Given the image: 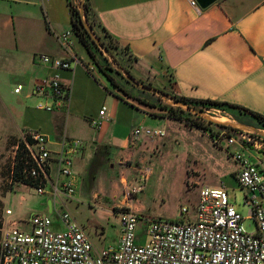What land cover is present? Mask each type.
I'll return each instance as SVG.
<instances>
[{
    "label": "crops",
    "instance_id": "obj_1",
    "mask_svg": "<svg viewBox=\"0 0 264 264\" xmlns=\"http://www.w3.org/2000/svg\"><path fill=\"white\" fill-rule=\"evenodd\" d=\"M73 1L76 5L83 3V0ZM84 2L96 33L105 37L109 34L125 48L126 53L122 52L121 57L136 79L172 95L229 102L264 115V0H216L206 8L199 4L193 6L190 0ZM67 31H71L70 45L65 48L61 37ZM0 54L4 56L0 60V78L5 77L0 87L8 78L4 74L10 77L8 84L13 90L18 84L24 85L23 92H13L21 100L15 109L20 120L31 111L30 104H37L38 108L40 103L52 105L54 102L50 96L32 93L36 82L55 73L40 56L47 54L71 62V69L59 70L62 81L70 88L69 107L47 112V118L38 126L52 141V178L58 176L57 143L63 138L82 140L83 145L74 156L76 191L82 181H88L97 148H104L105 157L100 162L105 164L118 156L131 157L149 138L164 139L168 134L167 125L173 121L195 127L169 115L162 105L172 104L163 93L152 92V96H146L143 93L151 92L139 89L140 95L117 78L118 86L114 85L99 66L105 53H96L93 59L73 31L68 0H0ZM76 58L81 63L76 64ZM103 89L109 90L108 94ZM96 91L101 97L99 111L88 117L87 102L90 93ZM103 106H107L108 120L101 128L92 126L91 121L99 118ZM23 126L19 128L22 136L24 132L34 131L30 123L23 122ZM205 126V132L212 139L215 126ZM137 127L161 128L166 135L134 137ZM244 152L255 161L261 155L255 150L244 149ZM45 195H48L45 212L50 213V199V214L61 208L52 195ZM74 196L67 203H72ZM122 202V206L116 207L118 211L112 207L109 213L119 215L127 198ZM80 225L90 237L94 253L105 248L96 239L106 233L104 227L100 235L95 231V237L90 229Z\"/></svg>",
    "mask_w": 264,
    "mask_h": 264
},
{
    "label": "built area",
    "instance_id": "obj_2",
    "mask_svg": "<svg viewBox=\"0 0 264 264\" xmlns=\"http://www.w3.org/2000/svg\"><path fill=\"white\" fill-rule=\"evenodd\" d=\"M190 3L198 5L196 0H190ZM70 36L71 31H67L61 37L65 48L70 45ZM40 60L55 69V73L36 82L32 93L50 96L54 102L52 105L40 103L38 108L54 111L69 107L70 88L62 81L59 70L71 69V62L47 54L41 55ZM78 63L81 61L76 58ZM14 90L21 93L24 85L18 84ZM202 112L231 116L216 108H204ZM106 114L107 106H103L99 118L91 121L92 126L101 128L108 120ZM210 125H215L213 141L226 143L225 151L239 165L236 180L247 191L245 204L250 206L249 217L257 224L255 232H248L244 227L245 219L231 203L226 186H204L199 190L195 218L148 219L145 243L141 242L137 232L142 218L134 206L126 202L119 211L120 238L117 245L96 254L90 237L64 205V201L76 193L74 156L82 147V140L63 138L57 143L58 176L52 178L51 139L41 132L27 131L22 136L29 156L24 169L31 180L27 186L39 194L52 195L53 201L61 205V208L56 207V212L62 227L55 228L52 214L37 212L31 216L30 229L14 225L2 229L0 264H264V136L225 125ZM141 134L163 137L166 131L149 127L134 129V137ZM28 138L33 141L29 142ZM244 149L255 150L261 155L255 161ZM148 175L147 172L143 180ZM188 212L187 206L182 207L181 214L186 216ZM5 213L9 216L13 211L7 209Z\"/></svg>",
    "mask_w": 264,
    "mask_h": 264
},
{
    "label": "rangeland",
    "instance_id": "obj_3",
    "mask_svg": "<svg viewBox=\"0 0 264 264\" xmlns=\"http://www.w3.org/2000/svg\"><path fill=\"white\" fill-rule=\"evenodd\" d=\"M107 56L105 53L104 58L110 66L112 63L117 66L114 60ZM3 57V54H0V60ZM3 76L8 78L0 87V232L12 225L30 229L29 221L32 214L45 212L47 209L48 195L39 194L22 180H15L14 170L17 164V147L23 140L20 130L24 128L23 122L27 125L30 123V129L40 132L38 123L46 119V114H49L47 112H50L41 111L37 104H30L31 111H27L25 119L20 120V115L15 110L21 103L20 97L13 93V86L8 84L10 79L8 74ZM4 78H0V81ZM117 79L128 89L142 95L139 89L137 91L136 87L121 77L117 76ZM103 91L104 94H108L109 90ZM143 94L152 96V92ZM100 99L97 91L90 93L87 102L88 117L95 110L99 111ZM226 115L216 113L208 116L217 118L218 122L226 120L224 118L240 122L234 115ZM205 124L212 126L210 123ZM167 128L168 134L164 139L149 138L145 140V145L140 142V149L131 157L118 156L102 164L100 161L105 157L103 155L105 150L97 148L89 168L88 181L80 183L72 203L64 201L65 208L80 224L90 229L95 237L96 232L100 235L101 227L105 228L106 233L101 239L96 238L101 248L117 245L120 217L117 213L109 211L112 207L118 211L116 207L123 205V199L127 198L139 212L142 221L137 232L141 242L145 243L148 239L146 235L148 219L195 218L199 190L204 186H226L231 203L245 219L243 225L246 230L248 232L257 230L255 220L249 217L250 206L245 204L247 191L240 187L235 178L239 166L225 151L226 143L215 144L205 130L178 121L169 123ZM150 170L152 172L148 179L143 180ZM184 206L189 209L186 216L181 214ZM7 209H11L13 214L6 215ZM58 214L55 211L52 213V218L56 221L55 228L62 227Z\"/></svg>",
    "mask_w": 264,
    "mask_h": 264
},
{
    "label": "trees",
    "instance_id": "obj_4",
    "mask_svg": "<svg viewBox=\"0 0 264 264\" xmlns=\"http://www.w3.org/2000/svg\"><path fill=\"white\" fill-rule=\"evenodd\" d=\"M68 4L70 6L71 13H72L73 31L79 36L80 40L82 41L86 49L89 51L91 57L93 59H96V55H97L96 53H101L100 48L92 40L89 32L85 28L83 19L81 17L78 7L73 3L72 0H68ZM85 10L87 14V19L95 31L94 23L91 21V18L89 16V9L87 6V2L85 3ZM97 35L100 38L104 47H106L108 52L114 58V61L124 66L131 73L127 65L123 62V58L121 57L122 52L126 53L125 48H121L119 44L109 36V34H106V37L101 36L99 34ZM104 59L106 60V58L103 57L102 58L103 62L102 64H99V66L114 85L118 86L117 80H116L117 76L121 77V79H124L127 83L131 84L117 70H115L112 66H110L107 60L105 62ZM164 94L168 98L173 99L174 101L186 104L189 107L195 109L196 111H203L204 108L222 109V110L233 113L235 118L239 120L240 122L251 124V125L255 124L256 127L264 129V115L256 111L250 110L249 108H246L244 106H240V105H236V104H232V103L224 102V101L210 100V99H205V100L204 99H190L184 96L172 95L166 92H164ZM162 107L168 110V113L171 117L184 120L188 124L198 127L200 129L206 130L205 123L212 124L211 122H208L205 119L193 114L191 111H187L181 108L180 106H172V105L164 104L162 105ZM28 141L32 142L33 140L31 138H28ZM28 160H29V156L27 155L26 150L24 149V142L21 141L19 143V148L17 150V164L14 170V173H15L14 178L15 180L16 179L22 180L26 184L31 183V180L24 173V169L26 165L25 162ZM30 165H32V162H30Z\"/></svg>",
    "mask_w": 264,
    "mask_h": 264
},
{
    "label": "water",
    "instance_id": "obj_5",
    "mask_svg": "<svg viewBox=\"0 0 264 264\" xmlns=\"http://www.w3.org/2000/svg\"><path fill=\"white\" fill-rule=\"evenodd\" d=\"M196 1L202 8H206L209 5H211L212 3H214L216 0H196ZM78 9H79L81 17L83 19L84 26L87 29V31L89 32L92 40L97 44V46L100 48V50L102 52L104 51L105 53L108 54V56H107L108 58L111 57L114 60L112 55L108 52L106 47H104V45L102 44L100 38L98 37V35L94 31L93 27L90 25V23L87 19L84 0H83L82 4L78 5ZM114 62L116 63L117 66H115L111 62L113 68L116 69L134 87H136L140 90H143V91H149V92H153V93H163L164 94V92L161 91L160 89L153 87L151 85L145 84L144 82H141L140 80L136 79L124 66L118 64L116 61H114ZM170 103L174 106H180L181 108H183L187 111H191L193 114H195V115H197V116H199L205 120H208L214 124L216 123L217 125H225V126L232 127L234 129H238V130H242V131H246V132H251V133H257V134L264 136V130L259 129L254 125L246 124L243 122H237L236 120L231 121L228 118H224L226 120H223V121L219 120V122H218L216 120L217 118H215L213 116H208L201 111H196L195 109H193V108L189 107L188 105L183 104L181 102H177V101H174L173 99H170ZM48 206H49V212L51 213L52 212V200L51 199L48 201Z\"/></svg>",
    "mask_w": 264,
    "mask_h": 264
}]
</instances>
